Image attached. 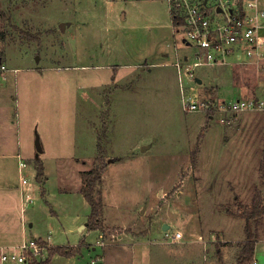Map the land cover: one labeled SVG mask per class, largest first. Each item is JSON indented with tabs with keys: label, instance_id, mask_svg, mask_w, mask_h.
I'll return each instance as SVG.
<instances>
[{
	"label": "rangeland",
	"instance_id": "rangeland-1",
	"mask_svg": "<svg viewBox=\"0 0 264 264\" xmlns=\"http://www.w3.org/2000/svg\"><path fill=\"white\" fill-rule=\"evenodd\" d=\"M171 21L166 0H0V115L14 123L26 167L18 170L16 158L0 164L10 185L22 177L30 184L25 215L34 227L23 222V239L45 246L36 261L55 247L38 237L70 246L86 236L97 245L80 250L88 264L101 248L150 233L136 253L148 250L160 257L155 264H236L245 240L238 214L264 191V110L213 119L184 112L180 90L192 82L179 80L172 62L192 50L177 42ZM196 76L199 99L264 98V69L255 63L203 65ZM37 138L45 194L35 177ZM110 157L117 161L106 168ZM93 168L103 173L97 189L107 206L99 238L77 228L90 214L80 194L58 192L78 189ZM253 229L264 264V217ZM174 232L186 246L167 250L162 238Z\"/></svg>",
	"mask_w": 264,
	"mask_h": 264
},
{
	"label": "built area",
	"instance_id": "built-area-1",
	"mask_svg": "<svg viewBox=\"0 0 264 264\" xmlns=\"http://www.w3.org/2000/svg\"><path fill=\"white\" fill-rule=\"evenodd\" d=\"M111 1V0H107ZM169 10L180 23L175 26L181 33L177 42L191 48V54H183L174 60L173 65L179 80L192 82L180 90L184 112H209L224 115H237L244 111H263L264 98H243L234 100L199 99L193 92L201 86L196 79V68L203 65L225 66V64L255 63L264 69V6L259 0H166ZM6 71L0 65V73ZM181 85V84H180ZM219 119L220 124L224 123ZM26 167V164L20 162ZM26 181L23 180V183ZM179 241L180 232L169 236ZM16 250L3 253V262L27 264L35 261L44 252L45 246L36 239L19 243ZM101 245H104L101 242Z\"/></svg>",
	"mask_w": 264,
	"mask_h": 264
},
{
	"label": "crops",
	"instance_id": "crops-1",
	"mask_svg": "<svg viewBox=\"0 0 264 264\" xmlns=\"http://www.w3.org/2000/svg\"><path fill=\"white\" fill-rule=\"evenodd\" d=\"M171 12V11H170ZM171 20H172V13H171ZM172 23V27L174 28L175 31V27L173 26V22ZM175 49V47H174ZM163 57H167V54H164ZM218 73L217 71H214V77H217ZM217 90V88L215 89ZM219 93H221V91L217 90V95H220ZM223 100H227L226 98H222ZM240 99V98H237ZM244 149V148H243ZM246 151V149H245ZM242 151V154L247 157V151ZM235 153V152H234ZM239 154V153H238ZM233 155V153H232ZM0 157H2L3 159H17L18 163H17V168L18 170H22L25 169V167L20 165V162H23L21 159L22 156H20V143H19V138L17 137V132L15 130V126L14 123L8 122L6 118H4V116L0 115ZM36 157V156H35ZM39 158V157H38ZM252 158V154L250 156L249 161ZM108 162H106L108 165L106 166V168L110 165V164H114L116 163L117 159H112L110 157V159L107 160ZM24 163V162H23ZM25 164V163H24ZM241 165V163H240ZM245 163L241 165V167H244ZM246 167H247V163H246ZM248 168V167H247ZM36 177V175H35ZM60 179V176H59ZM23 180H25V178H21L20 183L13 187L12 185H10L8 182L10 181V178L7 177L6 174V168L4 167V163L0 164V256L3 253H9L12 250H16L17 246H19L21 243V237L23 239L24 237V226H23V222L24 223H29L30 220V216H28V219L26 218V210L25 208L30 206V204L33 202V196H31V191H30V184L26 181L25 183H23ZM61 184L64 183L63 180H61L60 182ZM37 184L41 187H39V190L45 194V190H42L44 188L45 185V176L43 179L42 183H38ZM63 185V184H62ZM37 186V185H36ZM35 186V187H36ZM82 186V182L79 186L78 189L76 190H66L63 188L58 189V192L61 194H64L66 196L69 195H75V194H80V196L83 198L82 194L80 193V187ZM38 187V186H37ZM44 191V192H43ZM84 199V198H83ZM103 200V198H102ZM85 201V200H84ZM87 204V203H86ZM103 207H104V218H106V213H107V206L104 204L103 202ZM142 212V210H141ZM24 214V215H23ZM86 222H84L83 224L80 223L77 225V228L79 229L80 232H82V234H97L98 238H99V234L97 233V230H91L89 228L86 227ZM30 227H34L32 226V223H29ZM26 229V227H25ZM175 233V232H174ZM150 233L146 234L144 237L148 236ZM173 234V233H172ZM171 236V235H170ZM182 236V234H181ZM86 236H83V238L79 241V244L77 245H70L71 247H77V246H81L79 248V252L70 256V257H63L60 255H55L53 257V259L51 260V264H82V261L78 260L79 256H81L82 253H80V250L82 252L85 251H95L97 248V245L95 247V244L91 243V242H86L85 240ZM144 237L135 243H125L123 244V246L121 245L120 248H106L104 249V251L101 248V252L100 255L97 254L95 256V258L91 259V262H89L88 264H155L156 259H159L158 256H154V254H152L151 252L148 253L149 251L147 250L146 253H144L143 251H141L140 253H136L137 247H143L146 246V241L144 240ZM37 239H40L42 241H44L46 244H48L50 247L52 246H58V245H53L52 243H50L51 237L49 235L45 236V237H38ZM181 239V238H180ZM240 241V240H239ZM162 246L166 247V249L169 248H176V247H185L186 243L183 242V240H179V241H173L169 236L162 238ZM262 243L258 240L257 244ZM97 244H99L97 242ZM256 244V246H257ZM70 246H65V247H69ZM256 246L254 249V264H259L257 257L255 255L256 252ZM58 247H63V246H58ZM168 250V249H167ZM177 252L179 253V251L177 250ZM80 254V255H79ZM169 253H166V255H168ZM238 256V254H237ZM174 262H175V258H173ZM36 261V260H35ZM31 263V261H28L27 264ZM0 264H15L13 262H3L0 259ZM185 264V263H183ZM190 264V263H189Z\"/></svg>",
	"mask_w": 264,
	"mask_h": 264
},
{
	"label": "trees",
	"instance_id": "trees-1",
	"mask_svg": "<svg viewBox=\"0 0 264 264\" xmlns=\"http://www.w3.org/2000/svg\"><path fill=\"white\" fill-rule=\"evenodd\" d=\"M172 22L175 27L180 23L179 18L175 17L172 14ZM36 161V179L37 182L42 183L44 178L42 163L38 161L39 159H35ZM259 178L264 187V156L262 161L259 164ZM102 171L101 169H90L86 172L82 173V186L80 187V193L82 194L85 202L90 207V214L88 216L86 225H88L91 230H99L101 229V224L99 223L103 217L104 207L103 200L100 189L97 187L101 184L102 179ZM255 195L252 198V204L246 207L241 208V213L238 214L239 217L245 221L244 227V238L245 240L240 243V250L238 253V259L236 264H254V249L259 240L258 234L256 230L253 229V223L258 222L260 218L264 217V191H260V189L255 190ZM236 199V198H235ZM77 247H52L49 250L48 256L44 261H31L29 264H51V260L54 255H60L63 257H70L79 252V248Z\"/></svg>",
	"mask_w": 264,
	"mask_h": 264
},
{
	"label": "water",
	"instance_id": "water-1",
	"mask_svg": "<svg viewBox=\"0 0 264 264\" xmlns=\"http://www.w3.org/2000/svg\"><path fill=\"white\" fill-rule=\"evenodd\" d=\"M197 80V82L199 83V84H201L202 83V81L200 80V79H196ZM41 145H40V141H39V138H37V140H36V158H38L39 157V153H41ZM168 227H167V225H164L163 226V229H167Z\"/></svg>",
	"mask_w": 264,
	"mask_h": 264
}]
</instances>
